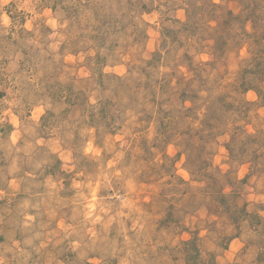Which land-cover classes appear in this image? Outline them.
I'll return each mask as SVG.
<instances>
[{"label":"rangeland","instance_id":"obj_1","mask_svg":"<svg viewBox=\"0 0 264 264\" xmlns=\"http://www.w3.org/2000/svg\"><path fill=\"white\" fill-rule=\"evenodd\" d=\"M0 264H264V0H0Z\"/></svg>","mask_w":264,"mask_h":264}]
</instances>
